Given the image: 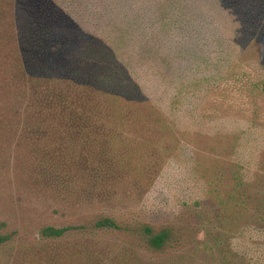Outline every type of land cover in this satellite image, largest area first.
<instances>
[{
	"label": "trees",
	"instance_id": "trees-1",
	"mask_svg": "<svg viewBox=\"0 0 264 264\" xmlns=\"http://www.w3.org/2000/svg\"><path fill=\"white\" fill-rule=\"evenodd\" d=\"M155 4L164 23L162 34L171 28L190 34L189 41L177 48L191 65L207 56L198 36H204L203 28L197 25L210 18L218 28L210 40L215 70L233 72L240 61L264 70V0H157ZM63 19L38 22L31 41L19 44L15 34L6 39L14 45L0 67V165L8 166L15 150L21 151L18 170L11 172L13 181L16 177L36 193L68 200L70 207L84 205L66 214L64 225L44 223L38 229L45 248L47 243L59 245L61 239L74 237L67 247L46 253L47 264H165L155 256L179 247L183 240L173 225L156 226L130 213H85L87 204L79 200L104 194L95 181L102 176L101 163L110 167L107 174L113 169L139 172L140 159H132V146H125L129 133H172V126L117 55L108 40L110 33L107 38L104 29H86L68 15ZM130 21L115 28L114 42L129 39ZM252 84L264 93L263 80ZM241 165L231 169L233 186L217 205L215 223L197 215L201 218L196 227L204 235L194 236V247L198 243L196 248L210 253L208 264H264V249L258 247L257 238H251L250 246H237L224 225L231 226L239 210L246 213L239 217L264 227V186L255 190L256 178L240 185L245 167ZM259 207L262 211L250 212ZM1 225L0 221V247L8 240ZM247 229L241 231L243 236Z\"/></svg>",
	"mask_w": 264,
	"mask_h": 264
},
{
	"label": "rangeland",
	"instance_id": "rangeland-1",
	"mask_svg": "<svg viewBox=\"0 0 264 264\" xmlns=\"http://www.w3.org/2000/svg\"><path fill=\"white\" fill-rule=\"evenodd\" d=\"M156 1L0 0V67L13 49L12 40L6 41L10 34H15L19 44L21 40L31 41L36 24L47 19L60 23L68 15L86 29H104L107 38L110 33L108 40L117 55L162 108L173 134L129 133L125 146H132V159H140L139 172L118 173L113 169L107 174L110 167L101 163L102 176L95 181L101 184L97 190L104 194L79 202L87 204L85 213L89 214L130 213L156 226L173 225L183 236L180 246L155 258L165 264H208L210 253L196 248L198 243L194 247V236L202 239L204 235L196 226L201 217L215 223L217 205L220 199H227L233 186L231 169L244 164V179L239 184L252 183L256 178L254 189L264 186V93L252 87V81H264V70L246 67L241 61L233 72L215 70L210 40L218 28L210 18L195 24L203 28L204 36L197 35L208 53L191 65L188 56L177 48L189 41L190 34L177 33L176 28L162 34L159 29L164 23L160 22ZM130 20L133 29L129 39L114 42L115 28ZM22 157L23 153L15 150L9 165H0L1 232L8 236L0 247V264H47L45 254L67 247L74 237L61 239L59 245L47 243L45 248L39 242L38 229L44 223L64 225L68 221L65 215L80 211L84 205L70 207L68 200L46 197L39 190L36 193L16 177L13 181L11 172L18 170L16 160ZM260 207L250 212L255 214ZM240 213L237 210L233 226L224 222L226 231L234 235L237 246H250L254 237L264 249V227L239 217L246 214ZM245 226L248 229L243 236ZM106 239L118 238L106 235Z\"/></svg>",
	"mask_w": 264,
	"mask_h": 264
}]
</instances>
